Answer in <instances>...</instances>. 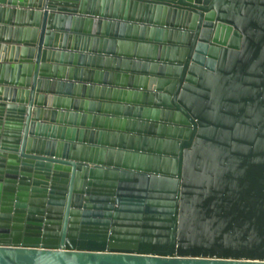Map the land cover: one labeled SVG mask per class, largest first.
<instances>
[{"label":"water","instance_id":"obj_1","mask_svg":"<svg viewBox=\"0 0 264 264\" xmlns=\"http://www.w3.org/2000/svg\"><path fill=\"white\" fill-rule=\"evenodd\" d=\"M0 264H264V0H0Z\"/></svg>","mask_w":264,"mask_h":264}]
</instances>
